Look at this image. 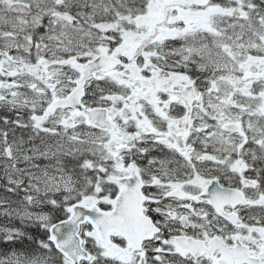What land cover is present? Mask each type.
<instances>
[{
    "label": "snow or ice",
    "instance_id": "obj_1",
    "mask_svg": "<svg viewBox=\"0 0 264 264\" xmlns=\"http://www.w3.org/2000/svg\"><path fill=\"white\" fill-rule=\"evenodd\" d=\"M0 247L264 264V0H0Z\"/></svg>",
    "mask_w": 264,
    "mask_h": 264
},
{
    "label": "trees",
    "instance_id": "obj_2",
    "mask_svg": "<svg viewBox=\"0 0 264 264\" xmlns=\"http://www.w3.org/2000/svg\"><path fill=\"white\" fill-rule=\"evenodd\" d=\"M33 235H35V233H33ZM16 248L20 249V250L28 249L29 248V242L28 241H24L22 243H18L16 245ZM2 251H4V249L2 247H0V252H2Z\"/></svg>",
    "mask_w": 264,
    "mask_h": 264
}]
</instances>
